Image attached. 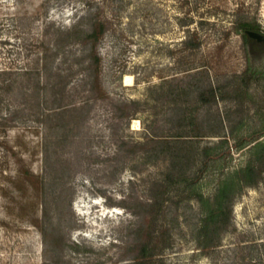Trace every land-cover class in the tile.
<instances>
[{"label":"rangeland","instance_id":"1","mask_svg":"<svg viewBox=\"0 0 264 264\" xmlns=\"http://www.w3.org/2000/svg\"><path fill=\"white\" fill-rule=\"evenodd\" d=\"M241 19L264 33V0H0V264H264V179L235 192L219 245L195 239L197 197L264 142V53L245 54ZM75 26L97 30L96 76L85 46L58 52ZM187 30L199 48H183ZM210 88L216 102L199 101ZM148 130L192 141L165 148ZM162 150L184 179L152 222Z\"/></svg>","mask_w":264,"mask_h":264},{"label":"trees","instance_id":"2","mask_svg":"<svg viewBox=\"0 0 264 264\" xmlns=\"http://www.w3.org/2000/svg\"><path fill=\"white\" fill-rule=\"evenodd\" d=\"M190 22H184L183 25H188ZM204 22H200V24H203ZM235 32L242 37L243 44L245 46V54L249 56V58L253 57V53L250 48V42L249 38L247 37L245 31L246 30H252L256 32H260V28L253 24L251 21L247 19H241L237 20L234 25ZM60 38L58 40L59 44V50L61 48H64L68 45H76L80 44L86 47L84 52L86 51L85 55L82 58V61L89 60L88 64L83 68V70L90 71L91 75L96 76V69L99 62V58L94 53V46L93 43L97 39V30L95 28L89 30V31H82L81 29L78 30L77 26H75L73 29L67 30V31H61L60 32ZM181 45L184 49L187 50H194L200 47L201 45V39L199 37H196V35L191 34L189 30H187V35L182 40ZM89 46V49H88ZM57 52V53H58ZM91 59H93L91 61ZM94 78V77H93ZM54 85L53 87H55ZM96 91L94 80L90 82V88L88 89L89 93H93ZM210 98L211 99H205L203 94H199L198 100L203 101L206 103L209 102H216V94L213 88H210ZM89 99V98H88ZM84 101V105H86L89 100ZM73 107V106H71ZM83 107V106H82ZM54 110L61 111L59 116L61 114H65L66 111H68L67 106L62 107L58 106L56 108H53ZM56 112V111H54ZM130 119H136L133 115L130 116ZM221 123V122H220ZM147 136L148 141H153L154 143H157L158 146L165 145V148L169 146L170 144H177L179 143L182 137H188L186 135L178 134L175 135H167L164 132H157L153 130H148ZM192 141V139H185L184 141ZM173 141V142H171ZM221 144L225 143L224 140L220 142ZM167 145V146H166ZM169 148V147H168ZM170 149V148H169ZM167 150V149H166ZM166 150L158 151L163 154H165L166 157H168L167 162V168L161 172L160 177L158 180H156L153 184V188H156L157 194H154V198L151 199L150 202V209H152L153 212V221L157 222L158 214L162 211V207L164 206V203L169 201L171 198V192L173 191L174 187L176 185L180 184L184 178L181 177L182 172L179 171L178 164L181 163V156H173V152H169ZM208 150L209 148H204V160L202 161L201 168L198 171V175L196 177L184 179L186 182V185L184 187V190L190 189V194L194 190V186L196 184V179L198 180L201 175L205 172V170L208 168ZM171 153V154H170ZM264 179V142H257L251 150V159L247 163L246 166L243 168H240L239 170L235 171L232 175H230L225 182H222L220 187L217 189L216 194L214 195L213 199H203L201 195H199L197 198L199 199V203L202 204L203 209L205 210L203 217L199 220V225L197 226L195 230V239L197 243V248L201 250H208L210 248L216 247L219 245L220 242V235L225 233L229 226H230V217H231V207L233 203V198L235 192L241 193L246 188H253L256 187L259 182ZM153 196V195H152ZM212 200V201H211ZM164 247H160L157 250V253L153 255H162V252ZM145 246L143 248L142 252V258L148 259L151 257V255L145 253Z\"/></svg>","mask_w":264,"mask_h":264},{"label":"flooded vegetation","instance_id":"3","mask_svg":"<svg viewBox=\"0 0 264 264\" xmlns=\"http://www.w3.org/2000/svg\"><path fill=\"white\" fill-rule=\"evenodd\" d=\"M264 34V33H262ZM249 42H250V48H251V51L253 53V57L256 56V55H260L262 53H264V43L262 42H258L256 40H253V39H249Z\"/></svg>","mask_w":264,"mask_h":264},{"label":"water","instance_id":"4","mask_svg":"<svg viewBox=\"0 0 264 264\" xmlns=\"http://www.w3.org/2000/svg\"><path fill=\"white\" fill-rule=\"evenodd\" d=\"M245 33L249 39L264 43V34L252 30H246Z\"/></svg>","mask_w":264,"mask_h":264},{"label":"bare ground","instance_id":"5","mask_svg":"<svg viewBox=\"0 0 264 264\" xmlns=\"http://www.w3.org/2000/svg\"><path fill=\"white\" fill-rule=\"evenodd\" d=\"M124 83L125 84H130L131 83V76L130 75H125ZM138 124H139V121L137 119H133L132 120V127L133 128H137Z\"/></svg>","mask_w":264,"mask_h":264}]
</instances>
